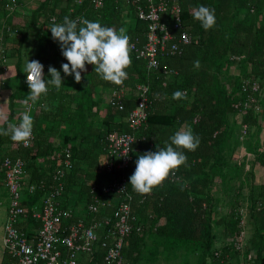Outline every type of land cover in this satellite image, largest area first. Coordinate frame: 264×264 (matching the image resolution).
<instances>
[{"label": "trees", "instance_id": "1", "mask_svg": "<svg viewBox=\"0 0 264 264\" xmlns=\"http://www.w3.org/2000/svg\"><path fill=\"white\" fill-rule=\"evenodd\" d=\"M31 1L35 3L30 5ZM177 4V14L168 11L161 17L172 38L166 50L157 54V68L148 70L145 61L132 51L146 40L148 24L138 18L139 8H145L141 2L104 0L102 8L95 9L93 0H0V45L4 51L0 53V74L7 68L4 61L13 58L17 78L9 99V115L1 129L6 130L14 121L20 123L15 110L29 93L26 74L21 71L27 59L44 65L46 80L51 78L49 65L62 76L59 90L49 86L48 94L32 105V144L24 148L10 135H0V161L4 157L25 161L20 204L29 214L55 185L53 176L66 149L71 154V166L61 180V196L56 197L60 209L83 213L87 221L109 218L113 203L122 196L102 195L101 188L112 179L126 178L131 214L143 230L124 239L123 264H160V260L176 264L183 253L192 257L194 264H262L264 216L256 203L264 206V179L257 180L254 169L264 173V148L259 140L264 129V0H177ZM199 6L215 12L216 23L207 31L193 18V9ZM25 8L24 22L9 20ZM65 16L75 20L78 28L83 26L80 20L87 19L117 31L125 29L130 37L131 65L122 85L102 80L92 65H86L80 83L74 78L67 80L70 76L61 70L67 61L49 30L54 23H63ZM176 19L180 29L192 37L191 44L178 43L180 29H173ZM173 44L176 50L172 52L169 48ZM195 61H199L198 66ZM139 85L148 88L149 102L146 120L134 132L139 152L128 168L108 172L106 137L112 132L129 133L128 116L137 107ZM120 89L124 94L118 106L111 105L107 99ZM177 90L186 98L172 99ZM245 100L250 102L247 111L234 108ZM254 106L260 108L258 112ZM242 126L247 128L245 136ZM182 128H191L200 141L195 151L184 150L187 163L150 194L135 192L128 182L138 156L165 147ZM242 148L244 157L234 161ZM0 176L3 180V173ZM30 186L36 187L33 193ZM93 190L112 207L91 215L87 205ZM219 192L223 195L217 198ZM243 202H247L246 209ZM239 210L245 211L250 230L248 234L245 231L247 240L240 252L234 249L243 217ZM67 224L70 221H62L59 236L65 234ZM17 227L29 236L36 233L39 223L27 216ZM184 254L177 264H190ZM78 263L104 264L103 250L99 248L92 257H80Z\"/></svg>", "mask_w": 264, "mask_h": 264}, {"label": "built area", "instance_id": "2", "mask_svg": "<svg viewBox=\"0 0 264 264\" xmlns=\"http://www.w3.org/2000/svg\"><path fill=\"white\" fill-rule=\"evenodd\" d=\"M138 3L145 5V8H139L138 18L145 21L147 26L146 40L140 48H133L136 58H140L146 63L148 70L157 68V54L166 50V43L172 38L171 32L166 24L161 21L163 14L171 11L174 14L179 12L177 0H136ZM104 0H93L95 9L103 6ZM13 6H10L12 9ZM173 29L179 30V20L173 22ZM192 37L184 30L180 29L179 44L189 45ZM1 42V34H0ZM176 44L171 45L169 51H175ZM0 53L4 51L0 45ZM8 59L4 62L7 63ZM258 89L254 87V91ZM138 92L137 107L128 116V132H112L106 137V155L109 162H106V170H124L134 161V155L139 152L135 146L136 139L134 132L137 131L144 123L147 117L148 88L144 85L136 87ZM124 90H116L112 93L108 102L111 105L118 106ZM239 112H245L250 108L249 101H242L234 107ZM258 106H254L255 111H259ZM23 110V111H22ZM17 113V118L21 121L23 108ZM19 124V123H18ZM17 124V125H18ZM246 126H242L241 133L246 135ZM34 141L32 138L27 145L20 143L22 147L28 148ZM63 157H60L61 167L53 176L54 186L42 198V204L33 208L30 214L21 207V192L25 174V161L21 158L15 160L5 157L0 161V173H3V182L9 194V205L7 209V218L5 223V236L3 239V251L9 257L2 264H79L78 259L82 256L92 257L99 248L103 250L104 264H123L121 258V249L124 239L132 232H141L143 226L131 214L127 194V180L124 177L112 179L101 188L102 195L116 194L122 196L117 203L108 199L104 201L98 193L93 190L91 201L87 205V211L91 215L99 213L101 208L111 206L112 215L109 218L103 217L101 220L85 219V214L74 213L69 209H60L56 202V197H60L63 191L61 180L65 177L66 172L70 169L71 154L68 149L63 151ZM115 164V165H114ZM35 186L29 187V192L35 191ZM258 211L264 216V206L261 202L256 203ZM245 211L239 210L243 217L238 226V233L234 239V249L240 252L247 240L246 220L244 219ZM30 216L34 221L39 223V227L34 235L27 236L18 229L21 220ZM70 221L66 225L64 235L59 236V228L62 221ZM61 248L64 249V253ZM219 257V253L215 254Z\"/></svg>", "mask_w": 264, "mask_h": 264}, {"label": "clouds", "instance_id": "3", "mask_svg": "<svg viewBox=\"0 0 264 264\" xmlns=\"http://www.w3.org/2000/svg\"><path fill=\"white\" fill-rule=\"evenodd\" d=\"M193 18L200 22L207 31L216 23L214 9L199 6L193 9ZM77 27L75 20L64 17L63 23L50 27L51 36L61 49V54L67 63L61 65L64 76H73L76 83H80L81 73L86 71V65H92L94 72L104 81L120 86L127 79L126 69L131 65L130 37L124 28L118 31L111 27H104L100 22L80 20ZM194 64L198 66L199 61ZM23 72L29 89L28 96L23 100L25 111L22 113L18 125L9 124L8 128L0 129V135L8 136L13 142L27 143L32 138L34 120L30 114L41 96H46L49 86L59 90L62 86L61 71L49 65L50 79L44 77V65L38 60L25 62ZM186 96L177 90L172 99H185ZM31 102V103H30ZM166 142L165 147L156 151H147L138 156L135 170L129 177L128 184L141 194H150L153 188L162 184L170 175H174L182 165L187 163L184 150L195 151L199 146V137L194 135L191 128L180 129Z\"/></svg>", "mask_w": 264, "mask_h": 264}, {"label": "crops", "instance_id": "4", "mask_svg": "<svg viewBox=\"0 0 264 264\" xmlns=\"http://www.w3.org/2000/svg\"><path fill=\"white\" fill-rule=\"evenodd\" d=\"M9 59H10V62H9ZM9 59L6 64L7 68L4 71H2V73L0 74V129L8 118L9 99L17 87V78L15 74L16 60L13 58H9ZM24 66L25 64L22 65L23 69H24ZM23 69H21L22 73H24ZM23 108H24L23 103L20 102L17 104L15 112H20ZM32 113H33V110L31 111L30 114L32 115ZM12 124H17V122L14 121ZM263 132H264V129L261 131L260 136H259V140H260L262 148H264ZM237 152H238L237 154H239L240 157H244L246 153L244 148L239 149ZM234 161H237V160H234ZM254 172H255V176L257 180L264 179V177L262 178V175H263L262 170H260L259 168H255ZM8 205H9V194L0 176V264H2L4 260L9 259V257L3 251V239L5 236L4 227H5ZM78 214H82V213L79 212Z\"/></svg>", "mask_w": 264, "mask_h": 264}, {"label": "rangeland", "instance_id": "5", "mask_svg": "<svg viewBox=\"0 0 264 264\" xmlns=\"http://www.w3.org/2000/svg\"><path fill=\"white\" fill-rule=\"evenodd\" d=\"M35 2H29V4L30 5H33ZM20 13L21 14H13L12 16H10V18H9V20H11V22H24L26 19H27V17H26V14H27V11H26V8H25V11H23V10H21L20 11ZM2 17V15H0V18ZM9 62H10V59H9ZM22 69H23V67H22ZM74 77L73 76H70V77H67V80H72ZM68 87H73V85H71V86H68ZM238 131V129H236L235 130V132H237ZM263 136H264V132H263ZM239 156V157H238ZM234 160H237L238 158H240V155L238 154V155H236V156H234ZM249 167H247L246 169H248ZM263 175H262V178L264 177V173H262ZM261 176V175H260ZM244 192H246V190L244 189V190H242V192H241V194H243ZM223 194H221L220 192L216 195V197L217 198H220L221 196H222ZM226 202H227V200H226ZM227 206H228V203H227ZM242 206H244V209H246L247 208V202H243V204H242ZM224 210H226V208L224 209ZM247 228V227H246ZM247 234L248 233H250V230L247 228ZM184 254V253H183ZM183 254H179V256H180V258L179 259H181L182 260V258L181 257H183ZM185 255V254H184ZM188 255L186 254L185 255V257H187ZM187 259V258H186ZM188 259H189V261L191 260V262H190V264H194V262H193V260H192V257H190V256H188ZM181 260H176V264L178 263V262H181ZM160 264H163V260H160ZM167 264H172V262L171 263H167ZM231 264H237V263H235V261L234 262H232ZM262 264H264V261H263V263Z\"/></svg>", "mask_w": 264, "mask_h": 264}]
</instances>
